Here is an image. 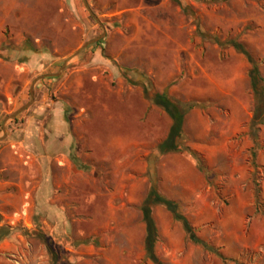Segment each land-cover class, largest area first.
<instances>
[{"label":"rangeland","instance_id":"1","mask_svg":"<svg viewBox=\"0 0 264 264\" xmlns=\"http://www.w3.org/2000/svg\"><path fill=\"white\" fill-rule=\"evenodd\" d=\"M86 2L102 25L84 0H15L14 8L0 0V225L12 229L0 241V264H155L145 255L140 208L153 184L179 202L198 235L216 248L191 241L182 223L156 205L155 251L164 264H264V123L258 124L253 156L251 64L225 42H242L264 76V0ZM61 8L57 18L54 11ZM62 22L69 28L64 34ZM98 47L110 65H89L92 54L86 52ZM236 66L249 78L252 97L250 117L241 115L239 122L246 121L237 132L227 97L198 94L204 68L227 74ZM35 82L32 103L10 118L31 100ZM131 87H142L150 101L162 92L181 105L198 100L186 115L209 108L220 129L203 137L199 117L192 115L182 143L193 152H175L192 157L200 174L184 177L179 161L170 158L175 184L164 183L150 170L131 175L130 168L90 157L84 144L88 113L103 120L105 106L118 105L115 91L122 88L125 96ZM57 111L83 144L80 152L61 140L55 145ZM68 128L62 129L70 134Z\"/></svg>","mask_w":264,"mask_h":264},{"label":"crops","instance_id":"2","mask_svg":"<svg viewBox=\"0 0 264 264\" xmlns=\"http://www.w3.org/2000/svg\"><path fill=\"white\" fill-rule=\"evenodd\" d=\"M7 1L9 6L11 5L12 8L15 7V0ZM72 3H76V0H72ZM76 9V6L73 4L72 10L75 11L76 15H78ZM12 14L16 15L15 12H12ZM54 15L57 16V18L58 16L61 17L63 15V9L61 8L55 10ZM59 21H61V19ZM103 29L105 33L106 30L104 26ZM59 31L64 34L69 31V28L65 29L62 22ZM57 45L62 46L61 44ZM62 47L64 48L66 45H63ZM98 48L99 49L94 51L86 52L87 54H92L89 65L96 63L110 65L111 59L103 54L102 47ZM79 49L80 48L76 50L78 53L87 50L86 47L82 48L80 51ZM34 57L36 61H41V58L37 55ZM81 57L82 53L78 54V56L72 60H78ZM55 58L58 59L60 57L56 56ZM57 74L58 72L56 75ZM41 76L42 75H40L38 79L45 77ZM200 81V86L198 87V94L200 96L213 97L214 95L218 96L219 93H222L223 96L227 97L229 103H231L230 112L232 114V122L234 124L233 127H235V132L241 130L242 126L245 125L246 120H242L240 123V117L243 116L244 119V115L246 114H249L248 117H250L252 107V97L251 93L249 92L250 86L247 75L240 72L239 66H236L235 68L233 67L231 72L227 74L213 71L209 68H204V72L201 75ZM35 85L36 82L31 86V89L33 87V91ZM115 92H117L119 100L118 105H106L103 120L99 121L95 114L88 113L89 117L86 119L85 127L87 140L84 144H87V151L88 154H91V158L102 160L105 163H109L111 167L117 169L123 167L130 168L132 172L131 175H145V172L150 170L153 176H156L157 174L159 180L162 179L160 181H164V183L173 182L175 184V171L177 167L173 163L170 173L169 164L167 166L170 158H172L173 161H179L178 169L183 170L182 175L184 177L192 176V174H195L196 172L197 175L200 174L196 169L195 163L192 161V157L186 158L180 154H176L175 152L161 154L158 151V144L168 135L170 126L172 124V119L165 110L151 102L149 99L145 98L142 87H131L130 91L128 92L129 94H125V96L123 94L124 90L122 88ZM30 94L32 96L31 91ZM210 97L207 99L209 104L214 102ZM113 107L115 108L114 112L111 109ZM62 111H57L58 118L54 122L56 130L52 132V139L54 140V138H56V141H59L54 142L57 147H59L58 143H60L61 140V145L70 144V147L71 145L75 144L77 152H80L82 150L81 145L83 144L79 142V140H76V137L73 133V128H70L71 124L69 121L59 117L61 114L63 116ZM208 111L209 108L205 109L204 107L200 110L193 109L191 111L193 113L191 114L190 112L187 113L185 116L183 129L187 131L189 118L193 115L194 117H199V135L201 134V136L206 137L211 131L219 130L220 127L214 126L213 119L209 115ZM159 117L164 119L165 125L161 124ZM64 125L69 127L68 129L71 132V136L66 129H62L64 128ZM103 126L104 128H102ZM65 140H67L66 143ZM199 144L202 145H200L201 150H209L208 144ZM80 155H82V153ZM47 158L49 159V157ZM88 161L90 162V160ZM84 165L87 164L84 162Z\"/></svg>","mask_w":264,"mask_h":264},{"label":"trees","instance_id":"3","mask_svg":"<svg viewBox=\"0 0 264 264\" xmlns=\"http://www.w3.org/2000/svg\"><path fill=\"white\" fill-rule=\"evenodd\" d=\"M216 40L217 37L215 38ZM226 44H232L236 50L243 53L251 64L249 70L250 85L255 98V107L252 116V123L250 127V135L254 142L253 156H256V146L258 124L264 123V76L261 73L258 61L252 56L250 51L245 45L237 39H229L225 41ZM151 101L165 110L172 119L168 135L166 138L158 144V151L161 154L179 152L187 150L193 152L189 146H184L182 138L184 137L183 124L186 116V112L193 106L199 104L198 100L192 101L181 105L177 101L173 100L167 93H156L150 97ZM200 166V165H199ZM156 205H162L169 210L174 219L182 223V226L188 235L189 239L194 243L202 245L205 249L216 251V248L209 244L206 240L201 238L196 232L195 228L187 218V216L181 211L179 202L173 198H170L160 192L156 184L151 185L144 200L141 203V211L143 221L146 225V237H145V255L155 264H164V262L158 257L155 246L159 239V229L153 214L154 207ZM1 218V217H0ZM1 220V219H0ZM11 228L7 225H0V241L11 233Z\"/></svg>","mask_w":264,"mask_h":264},{"label":"water","instance_id":"4","mask_svg":"<svg viewBox=\"0 0 264 264\" xmlns=\"http://www.w3.org/2000/svg\"><path fill=\"white\" fill-rule=\"evenodd\" d=\"M85 3H86V5L88 6L86 0H85ZM88 8H89V6H88ZM89 11H90L91 14L93 15V17H95V19L98 20V18L95 16V14L92 12V10H91L90 8H89ZM98 21H99V20H98ZM99 23L102 25V22L99 21ZM100 38H101V36H99V37H97V38H94V39H91V40L87 41L85 44H83V45L80 47L79 51H80L82 48H84V47H86L87 45H89L90 43L95 42V41H97V40L100 39ZM48 75H51V76H52V75H56V73H50V74H46V75H42V76H48ZM42 76H41V77H42ZM31 93H32L31 100H30L28 103H26L25 105L21 106L19 109H17L14 113H12V114L10 115V118L15 117L19 112H21L22 110H24L25 108H27V107L32 103L33 98H34V95H33V87H32V89H31Z\"/></svg>","mask_w":264,"mask_h":264}]
</instances>
